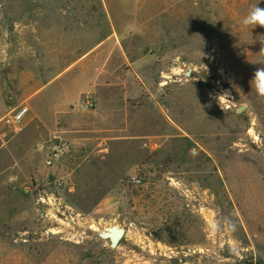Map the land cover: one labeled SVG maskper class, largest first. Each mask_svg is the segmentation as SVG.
<instances>
[{
	"label": "rangeland",
	"instance_id": "obj_1",
	"mask_svg": "<svg viewBox=\"0 0 264 264\" xmlns=\"http://www.w3.org/2000/svg\"><path fill=\"white\" fill-rule=\"evenodd\" d=\"M254 6L0 0V264H264Z\"/></svg>",
	"mask_w": 264,
	"mask_h": 264
},
{
	"label": "built area",
	"instance_id": "obj_2",
	"mask_svg": "<svg viewBox=\"0 0 264 264\" xmlns=\"http://www.w3.org/2000/svg\"><path fill=\"white\" fill-rule=\"evenodd\" d=\"M92 107L93 104L88 102L87 107ZM29 105L22 104L21 106L17 107L16 109L12 110L10 113H8L4 118L3 122L5 123L8 132L12 136H18L20 135L24 130V121L29 113ZM131 183L134 186H138L142 184V178L140 177H134L131 180Z\"/></svg>",
	"mask_w": 264,
	"mask_h": 264
},
{
	"label": "clouds",
	"instance_id": "obj_3",
	"mask_svg": "<svg viewBox=\"0 0 264 264\" xmlns=\"http://www.w3.org/2000/svg\"><path fill=\"white\" fill-rule=\"evenodd\" d=\"M243 24L245 26H251L253 29L257 26L264 27V8L259 6L252 7L244 17ZM258 39L264 44V35H260ZM253 80L256 81L258 95L264 98V68L256 71Z\"/></svg>",
	"mask_w": 264,
	"mask_h": 264
},
{
	"label": "water",
	"instance_id": "obj_4",
	"mask_svg": "<svg viewBox=\"0 0 264 264\" xmlns=\"http://www.w3.org/2000/svg\"><path fill=\"white\" fill-rule=\"evenodd\" d=\"M246 110V107H241L238 110V113H242ZM126 231L123 228H118L113 226L111 229H106L101 232L99 235L102 239L110 240L112 248H117L120 242L125 237Z\"/></svg>",
	"mask_w": 264,
	"mask_h": 264
},
{
	"label": "bare ground",
	"instance_id": "obj_5",
	"mask_svg": "<svg viewBox=\"0 0 264 264\" xmlns=\"http://www.w3.org/2000/svg\"><path fill=\"white\" fill-rule=\"evenodd\" d=\"M112 227H110V228H107V229H111ZM119 228V227H118Z\"/></svg>",
	"mask_w": 264,
	"mask_h": 264
}]
</instances>
